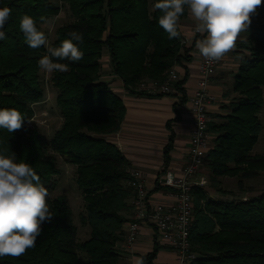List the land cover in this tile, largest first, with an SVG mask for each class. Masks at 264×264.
<instances>
[{
  "label": "trees",
  "instance_id": "1",
  "mask_svg": "<svg viewBox=\"0 0 264 264\" xmlns=\"http://www.w3.org/2000/svg\"><path fill=\"white\" fill-rule=\"evenodd\" d=\"M73 22L56 31L50 44L58 47L76 31L83 36L77 43L83 52L68 72H53L50 78L56 92V107L61 124L48 140L35 126L25 121L14 133L0 129V151L30 164L50 190L60 171L57 159L75 168L74 181L81 191L84 213L81 224L90 228V237L76 242L77 229L65 196L48 197L54 219L42 225L34 248L19 258H0V264H79L80 253L86 264H117V245L124 241V225L131 214L132 190L128 186L130 165L119 150L103 136L119 130L125 108L108 84L101 81V58L106 53L110 73L121 81L127 93L152 98L139 91L142 83L164 82L169 71L188 61L189 50L182 36L168 39L159 26L157 0H60ZM0 7L12 9L0 40V109L15 108L31 120L33 106L41 102L44 89L39 80L38 60L47 48H30L19 29L23 15L34 18L37 27L55 17L59 7L51 0H0ZM264 13V7L262 8ZM187 16V10L180 22ZM258 22V20H257ZM251 54L233 77L232 90L238 92L227 123H209L214 137L205 162L209 189L232 196L221 186L220 178L234 176L238 186L256 176L257 170L243 168L259 165L264 171V154L251 155L260 133L254 115L262 106L264 88V25L249 37ZM241 43L233 52L239 51ZM186 77L173 87L182 93ZM170 122H173L170 121ZM170 122L165 160L171 149ZM232 166V167H231ZM193 221L189 233L193 264H264V192L245 201H223L208 197L207 190H193ZM156 249L143 257L153 264ZM119 264V263H118Z\"/></svg>",
  "mask_w": 264,
  "mask_h": 264
},
{
  "label": "clouds",
  "instance_id": "2",
  "mask_svg": "<svg viewBox=\"0 0 264 264\" xmlns=\"http://www.w3.org/2000/svg\"><path fill=\"white\" fill-rule=\"evenodd\" d=\"M262 4L264 0H157L153 11H159L158 24L171 40L180 37V20L187 10L195 22L194 31L202 37L195 41V48L206 63L212 64L236 49L251 16ZM11 13V8L0 7V40L6 39L3 29ZM19 29L30 48H47L48 54L38 60L45 73L70 70L69 64L54 61L83 59V52L74 43H83V36L76 31L69 32V38L58 47H52L33 17L23 15ZM25 121L32 122L15 108L0 109V129L14 133ZM48 197V189L30 164L18 161L13 152L8 155L0 151V258H19L35 247L42 225L54 219ZM135 264H145L143 257L136 258Z\"/></svg>",
  "mask_w": 264,
  "mask_h": 264
},
{
  "label": "crops",
  "instance_id": "3",
  "mask_svg": "<svg viewBox=\"0 0 264 264\" xmlns=\"http://www.w3.org/2000/svg\"><path fill=\"white\" fill-rule=\"evenodd\" d=\"M260 16L262 14L258 18ZM180 25L182 45L189 50L190 59L182 61L180 66H175L171 70L178 75L179 79L186 77L181 87L182 93L173 87L172 93L158 97L146 98L131 95L123 88L121 81L111 75L109 66L101 80L108 84L125 108L119 130L103 138L115 145L128 161L130 169L141 173L151 199L162 202L171 201V192L158 184L160 174L166 169L178 171L187 158L191 131L188 99L198 88L199 63L203 59L195 48V41L202 37L194 31L195 22L188 12ZM106 59L109 62L107 55ZM234 67L235 64L228 55L211 79L209 91L216 100L210 105L209 114H218L227 102L225 79L229 80ZM172 120L173 122H170ZM168 122L173 132V141L166 161L164 149L168 145L170 134L166 127ZM204 171H206L205 166ZM126 217L130 221L131 214ZM156 248L153 264H175L174 254L158 244L155 231L147 225H142L137 241L133 245L127 246L124 241L117 245L120 254L118 263L135 264L136 258L145 257Z\"/></svg>",
  "mask_w": 264,
  "mask_h": 264
},
{
  "label": "built area",
  "instance_id": "4",
  "mask_svg": "<svg viewBox=\"0 0 264 264\" xmlns=\"http://www.w3.org/2000/svg\"><path fill=\"white\" fill-rule=\"evenodd\" d=\"M263 7L264 4L251 16L249 27L256 24ZM228 54L212 64L206 63L204 59L199 63L198 88L188 99L191 131L186 161L178 171L164 170L158 179L161 187L170 190L171 201L152 200L141 173L135 169L128 171V186L132 190V199L131 218L125 224L124 231V242L127 246L137 241L140 228L147 225L155 231L158 244L174 254L175 264H193L195 261L196 254L192 252L189 240L193 221L192 193L196 188L205 189L208 183L203 169L212 146L208 132L211 122L209 107L216 100L209 91V85ZM178 79V75L171 70L164 82L160 84L144 82L140 84L138 90L150 95L170 94L173 92V84Z\"/></svg>",
  "mask_w": 264,
  "mask_h": 264
},
{
  "label": "rangeland",
  "instance_id": "5",
  "mask_svg": "<svg viewBox=\"0 0 264 264\" xmlns=\"http://www.w3.org/2000/svg\"><path fill=\"white\" fill-rule=\"evenodd\" d=\"M51 1L59 7L58 14L40 26V30L43 31L47 36L49 45L53 42V40H55V33L59 28L74 21L65 4L61 3L60 0ZM261 14L262 16L258 18V22H256L254 26L248 27L247 31L241 34V39L237 42L241 43L242 45L239 51H231L228 54L234 62L235 67L233 68L234 72L230 74L229 80L228 78L225 79V82L227 84L225 90V97L227 98V102L224 104V107L221 108L218 114H209V117L211 119L210 123H227L228 117L231 116L230 112L233 102H235L236 97H239V93L233 92L232 90L233 77L237 74L238 69L242 65L244 59L250 58L252 46L248 39L256 28L264 25V13L261 12ZM244 37L246 39H244ZM108 63L109 62L106 59V53H104L101 58V80L102 77H104L107 73L106 70L109 66ZM51 75L52 73H45L41 69L39 71V80L44 89V96L41 102L33 106L34 114L31 119L32 122L29 123L31 126H35L38 132L48 140L53 136L62 122L59 111L56 107V92L52 88L50 83ZM262 100L263 102L261 109L254 115L256 120L259 122L261 129L258 135L257 143L251 151V155L260 156L264 154V88L262 91ZM213 137L214 136L210 134L211 141ZM56 165L59 168L60 173L53 178L54 186L49 192V197L51 199L57 196H65L67 198L68 205L71 210L72 222L77 229L76 242L80 243L90 237V228L87 225H82L80 221L81 216L84 213V203L81 191L78 189L74 181L75 168L63 163L61 158L57 159ZM242 167L248 170H257L256 176L243 180L240 186H238L237 184L238 178L234 176L220 178L219 180H221L222 184L221 187L225 191L230 192L232 196H225L218 193L215 194V191L213 189H209L207 184L205 189L207 190L208 197L223 201H245L251 197H255L263 193L264 171L258 170L260 166L256 165L253 167ZM204 172L207 173V170ZM79 259V264H86V259L81 253Z\"/></svg>",
  "mask_w": 264,
  "mask_h": 264
}]
</instances>
